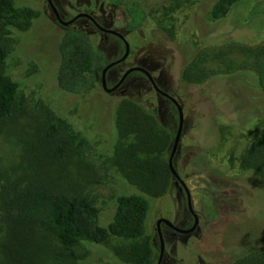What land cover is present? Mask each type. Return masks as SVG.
Returning <instances> with one entry per match:
<instances>
[{
	"label": "rangeland",
	"instance_id": "1",
	"mask_svg": "<svg viewBox=\"0 0 264 264\" xmlns=\"http://www.w3.org/2000/svg\"><path fill=\"white\" fill-rule=\"evenodd\" d=\"M53 1L64 20L88 12L102 26L124 34L130 54L110 69L108 87L129 67L143 66L183 107L185 123L174 165L190 189L200 220L195 231L176 235L162 223V264H233L242 256L263 254L264 169L242 168L240 157L264 131V76L254 66L258 61L264 64V51L256 53L264 48V0H241L220 19L212 16L217 0H139L148 8L149 18L136 31L126 29L122 5L105 0ZM15 2L19 8L40 9L42 15L28 29H12L9 34L13 43L6 73L20 81L21 88L15 109L0 130V173L36 169L43 157L40 123L46 110L52 111L67 131L77 135V141L65 162L49 170L71 190L96 198L102 226L112 221L118 195L148 196L147 233L160 252V218L182 228L193 225L187 195L174 175L168 190L154 197L118 170L114 165L119 139L116 111L124 98L155 110L161 127L174 132L172 148L179 123L176 105L156 92L142 71L131 72L115 91L104 89L101 76L91 77L97 85L91 83L80 95L62 91L57 71L65 26L48 0ZM71 25L91 34L95 46L106 54V64L125 53L122 38L112 33L106 36L89 18L80 17ZM221 51L237 70L227 73L226 63L211 60L206 64L208 71L222 69L220 75H211L202 84L182 83L181 71L194 56ZM116 241L83 242L76 247L80 258L73 264H129L114 253Z\"/></svg>",
	"mask_w": 264,
	"mask_h": 264
},
{
	"label": "trees",
	"instance_id": "2",
	"mask_svg": "<svg viewBox=\"0 0 264 264\" xmlns=\"http://www.w3.org/2000/svg\"><path fill=\"white\" fill-rule=\"evenodd\" d=\"M105 1L126 8L125 27L129 31L141 29L149 18L148 8L139 0ZM240 1L217 0L212 16L225 17ZM41 15L40 9L19 8L15 0H0V130L15 109L21 88V82L6 73L13 43L9 34L12 29H28ZM64 26L59 42L58 86L68 94L80 95L91 83L97 85V80L92 82L90 78L102 75L107 65L106 54L95 46L90 33L71 24ZM263 51L264 48L256 49L258 54ZM211 60L226 63L223 68L227 73L238 69L223 51L213 55L202 52L184 65L182 83L202 84L220 75L222 69L208 71L206 64ZM254 66L263 78L264 64L258 61ZM116 125L119 139L114 165L130 183L151 196H161L173 177L169 158L174 132L161 127L155 110L129 98L117 107ZM40 129L43 157L36 169L0 173V264H73L80 258L76 247L83 242L110 243L114 239L117 241L112 249L123 262L155 264L160 252L147 233L151 207L148 196L118 195L112 221L107 226L100 225L96 198L71 190L54 170H49L65 162L77 135L67 131L64 122L49 110ZM240 166L264 169V131L241 155ZM233 264H264V253L242 256Z\"/></svg>",
	"mask_w": 264,
	"mask_h": 264
},
{
	"label": "water",
	"instance_id": "3",
	"mask_svg": "<svg viewBox=\"0 0 264 264\" xmlns=\"http://www.w3.org/2000/svg\"><path fill=\"white\" fill-rule=\"evenodd\" d=\"M48 2H49L51 8L53 9L56 17L58 18V20H59V22L61 24H63V25H70V24H72L74 21H76L80 17H87L100 30H103V31L108 32V33L116 34V35H118L119 37H121L125 41V46L126 47H125V53L123 54V56L121 58L113 61V62L108 63L105 66V68L103 69V71H102L101 81H102V85H103V87H104L105 90H107L109 92L115 91L116 89H118L122 85V83L125 81V79L128 77V75L131 72H133V71H142V72H144L148 76V78L151 81L154 89L156 91H158L159 93L163 94L164 96L168 97L169 99H171L174 102V104L176 105L177 109H178V112H179V123H178V129H177V132H176V135H175L174 145H173L172 152H171V155H170V158H169V165H170V168L172 170L173 175L176 178V184L180 186V189L181 190L185 188V191H186L187 197H188L189 209L194 214L195 222H194L193 226L190 227V228H182V227L177 226L175 223H173L171 220H169L167 218H160L157 221V229H158V232H159V235H160V240H161V252H160V256H159V259H158L157 264H161L162 259H163V256H164V250H165V241H164V236H163V232H162V228H161V223L162 222L166 223L167 225L171 226L177 232L188 233V232L194 231L197 228V226L199 224V220H200L198 214L196 213V211L194 210V207H193V202H192V196H191L190 189L187 186V184L185 183V181L181 178L180 174L178 173V171H177V169L175 168V165H174V156H175V154L177 152L179 143L181 141V137H182V133H183V128H184V123H185V113H184L183 107H182L181 103L178 101L177 98H175L170 93H168L165 90H163L157 84V82H156L154 76L151 74V72L147 68H145L143 66L134 65V66L129 67L123 73V75L121 76V78L119 79V81L114 86L108 87L107 79H106L107 71L112 66H114V65H116L118 63H121L124 60H126L127 57H128V55L130 54V44L126 40L124 34L122 32H120V31L115 30V29H109V28H106V27L102 26L96 20V18L93 15H91L90 13H88V12H80V13L76 14L73 18H71L69 20H64L61 17L60 12H59L58 8L56 7L54 1L53 0H48ZM178 264H186V263H178Z\"/></svg>",
	"mask_w": 264,
	"mask_h": 264
},
{
	"label": "flooded vegetation",
	"instance_id": "4",
	"mask_svg": "<svg viewBox=\"0 0 264 264\" xmlns=\"http://www.w3.org/2000/svg\"><path fill=\"white\" fill-rule=\"evenodd\" d=\"M109 29H111V28H109ZM103 31V30H102ZM104 33H105V35L107 36L109 33L108 32H105V31H103ZM113 34V33H112ZM116 35V34H115ZM118 36V35H117ZM121 38V37H120ZM125 42V41H124ZM126 47V46H125ZM113 67V66H112ZM111 67V68H112ZM110 68V69H111ZM110 69L107 71V74H106V79H107V77H108V75L110 74ZM144 73V72H143ZM145 74V73H144ZM152 74V73H151ZM102 76V75H101ZM148 77V76H147ZM126 80V79H125ZM102 82V81H101ZM124 83V82H123ZM122 83V84H123ZM121 87V86H120ZM119 87V88H120ZM156 92H158V91H156ZM159 93V92H158ZM161 94V93H160ZM163 95V94H162ZM168 98V97H167ZM171 100V99H170ZM179 186V185H178ZM179 188H180V186H179ZM181 190V189H180ZM182 190H184L185 191V188L184 189H182ZM185 193H186V191H185ZM186 195H187V193H186ZM187 200H188V197H187ZM188 208H189V205H188ZM190 210V209H189ZM191 212V211H190ZM192 213V212H191ZM192 215H193V218H194V222H195V217H194V214L192 213ZM173 222V221H172ZM194 222H193V224H194ZM162 223H164V222H162ZM162 223H161V228H162ZM174 223V222H173ZM164 224H166V223H164ZM167 225V224H166ZM167 226H169V225H167ZM193 226V225H192ZM191 226V227H192ZM171 229H172V231L170 232L171 233V235H176L178 232L177 231H175L171 226H169ZM198 227V226H197ZM188 228H190V227H188ZM158 230V229H157ZM196 230V229H195ZM194 230V231H195ZM162 232H163V230H162ZM193 232V231H192ZM179 233H181V232H179ZM188 233H191V232H188ZM188 233H182V234H188ZM158 234H159V232H158ZM163 236H164V234H163ZM159 239H160V235H159ZM164 241H165V237H164ZM160 252H161V240H160ZM159 256H160V254H159ZM163 258H164V256H163ZM159 259V258H158ZM162 261H163V259H162ZM158 262V261H157ZM161 264H162V262H161ZM178 264V263H177Z\"/></svg>",
	"mask_w": 264,
	"mask_h": 264
}]
</instances>
